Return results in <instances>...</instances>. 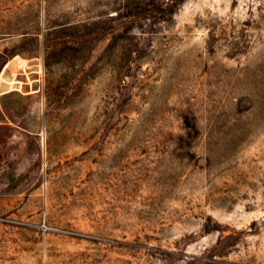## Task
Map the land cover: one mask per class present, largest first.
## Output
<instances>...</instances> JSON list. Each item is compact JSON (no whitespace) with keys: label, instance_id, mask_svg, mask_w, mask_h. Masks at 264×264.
Here are the masks:
<instances>
[{"label":"rangeland","instance_id":"rangeland-1","mask_svg":"<svg viewBox=\"0 0 264 264\" xmlns=\"http://www.w3.org/2000/svg\"><path fill=\"white\" fill-rule=\"evenodd\" d=\"M0 264H264V0H0Z\"/></svg>","mask_w":264,"mask_h":264}]
</instances>
